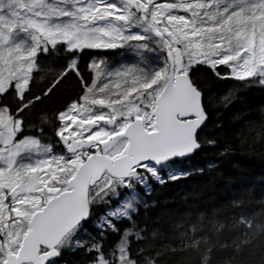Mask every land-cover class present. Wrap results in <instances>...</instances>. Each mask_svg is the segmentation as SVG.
I'll use <instances>...</instances> for the list:
<instances>
[{"label":"snow or ice","instance_id":"1","mask_svg":"<svg viewBox=\"0 0 264 264\" xmlns=\"http://www.w3.org/2000/svg\"><path fill=\"white\" fill-rule=\"evenodd\" d=\"M255 91L264 0H0V264H264V199L149 215L219 175ZM254 111L239 146L264 160Z\"/></svg>","mask_w":264,"mask_h":264},{"label":"trees","instance_id":"2","mask_svg":"<svg viewBox=\"0 0 264 264\" xmlns=\"http://www.w3.org/2000/svg\"><path fill=\"white\" fill-rule=\"evenodd\" d=\"M261 104H264V92L255 91L225 113V121H230L233 113L237 112L241 119L230 125L228 142L235 146V151L219 161V175L198 176L185 183L157 189L152 197L156 206L149 213L152 221H158V226L166 228L174 222L183 219L194 221L201 213L209 214L213 209L226 208L232 201H243L244 207L228 208L229 212L258 209L259 202L264 199V160L259 154L251 156L242 151L239 138H258L261 129L254 109Z\"/></svg>","mask_w":264,"mask_h":264}]
</instances>
